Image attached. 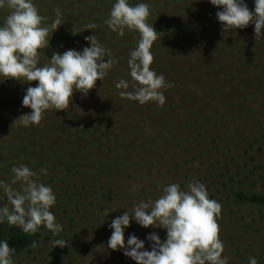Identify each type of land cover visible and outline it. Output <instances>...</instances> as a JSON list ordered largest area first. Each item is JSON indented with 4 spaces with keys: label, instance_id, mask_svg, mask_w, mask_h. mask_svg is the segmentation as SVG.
Instances as JSON below:
<instances>
[{
    "label": "rangeland",
    "instance_id": "rangeland-1",
    "mask_svg": "<svg viewBox=\"0 0 264 264\" xmlns=\"http://www.w3.org/2000/svg\"><path fill=\"white\" fill-rule=\"evenodd\" d=\"M188 1L174 0L165 6V0H143L150 5L147 22L158 33L151 49V68L173 85L164 91L166 102L161 107L122 98L119 92L124 90L115 87L125 79L130 84L127 91H132L127 61L139 40L137 32L126 29L120 36L105 24L115 0H33L46 10L61 9L69 35L57 29L52 37L66 51H78L80 45L90 47L85 38L95 34L117 62L87 96L72 97L66 110H48L36 126L14 122L31 111L22 106V100L27 87L38 82L0 80V180L10 182L11 168L21 164L37 173L47 169L48 175H40L39 180L55 193L56 203L50 210L59 213L55 217L63 226L56 236L42 229L40 242L13 259L14 264H136L122 251L107 247L112 220L104 218L94 195L103 203L114 197L111 185L95 188L103 184L104 177L98 166L111 165L114 171L105 177L121 189L117 207L122 215L125 211L131 215L140 201L158 199L169 183L186 190L188 183L201 176L210 177L204 184L210 199L228 194L226 189L217 194L212 180L225 182L232 177L236 187L264 193V40L256 41L251 23L223 32L216 18L219 9L209 2L202 9L192 7ZM129 2L135 5L141 0ZM245 3L254 11V0ZM0 11L8 14L6 9ZM93 23L95 29H86ZM52 49L49 42L41 50L40 66L48 63ZM144 120L149 126L141 125ZM40 132V138H35ZM103 148L105 157H99L96 170L87 175L84 167L91 160L85 155L91 151L101 156ZM161 151L169 159L159 164L154 157ZM186 174L190 181L183 178ZM224 200L230 208L240 209L231 199ZM67 201L81 204L83 212ZM5 203L6 197L0 193V206ZM240 211L233 215L221 208L216 217L224 244L222 255L229 258V264H248L249 257L259 261L264 250V208L245 206ZM247 228L253 232L247 233ZM153 232L166 239L164 229H145L133 220L125 229V243L135 234L150 251L146 237ZM250 237L255 244L250 241L246 246ZM55 239L66 240L67 245L55 247Z\"/></svg>",
    "mask_w": 264,
    "mask_h": 264
},
{
    "label": "clouds",
    "instance_id": "clouds-1",
    "mask_svg": "<svg viewBox=\"0 0 264 264\" xmlns=\"http://www.w3.org/2000/svg\"><path fill=\"white\" fill-rule=\"evenodd\" d=\"M208 2L219 9L216 18L223 32L243 29L251 23L256 41L264 40V0H254V11L249 10L245 0ZM0 9L8 13L0 23V80L11 79L21 84L38 82L35 87H27L22 100V106L31 111L14 123L36 126L48 110L68 109L74 91L87 96L117 62L93 34L85 38L90 47L82 51L69 49L63 54L54 52L48 63L40 66V56L44 54L41 50L49 47V34L52 37L63 24L61 9H55V18L50 24L45 23L46 18L39 14L33 0H0ZM149 16L150 5L143 0L135 5L129 0H115L105 24L120 36H124L126 29L139 34L127 61L132 91H127L129 81L121 79L115 84L116 89L124 90L119 95L140 105L154 102L162 107L166 102L164 91L173 85L151 68L154 59L151 49L158 33L147 22ZM95 28L94 23L86 26V29ZM11 174L10 182L0 180V193L7 200L0 206V224L7 222L25 234H35L43 226L53 236L59 235L63 226L50 210L56 203V195L51 186L39 180L40 175H48L47 169L37 173L21 164L13 166ZM17 184L19 188L13 187ZM220 212L219 202L209 198L206 186L198 180L188 183L186 190L178 183H169L155 201H140L131 215L125 211L112 220L107 247L122 251L136 264H229V258L222 255L224 244L216 222ZM104 215L109 216V212L106 210ZM133 220L145 229H164L166 239L150 233L146 237L150 251L146 250L145 241L135 234L125 243V229ZM52 243L61 248L67 245L63 239ZM14 254L15 249L8 241L0 240V264H14ZM249 264H258L257 258L249 257Z\"/></svg>",
    "mask_w": 264,
    "mask_h": 264
},
{
    "label": "trees",
    "instance_id": "trees-1",
    "mask_svg": "<svg viewBox=\"0 0 264 264\" xmlns=\"http://www.w3.org/2000/svg\"><path fill=\"white\" fill-rule=\"evenodd\" d=\"M165 1H166L165 6H167V5H172V2L174 0H165ZM176 1L183 2V0H176ZM207 2H208V0H189L188 1V3L192 7H196L197 6V7H200L201 9L206 6ZM36 6L38 7L39 10L42 9V11H40L39 14L42 17L46 18L45 23L50 24L52 22V20L55 18V9L52 7L49 10H46V9L42 8L41 6H39V5H36ZM5 16L6 15L3 14L0 11V23L3 22V19H4ZM67 27H68V24L66 22H63V24L58 28L60 31H62L64 36L69 35V32L65 31V28H67ZM49 39H50L51 47L53 48L52 49V54L54 52H59L60 54H63V52L66 51L64 46H63V44L59 43L60 41L57 42L56 38L54 39L53 37H51V33L49 34ZM77 45L79 46V44H77ZM79 47H80V49L78 51H82L83 50V46L80 45ZM74 92H76V91H74ZM79 93L80 92H77L75 95H73V98L77 97ZM85 120H87V119L85 118ZM142 122H143L141 124L142 126L148 125V123H146L145 120L142 121ZM92 123H93V125L96 126V124H94V122H92ZM155 125L157 126V123ZM158 130H159V133H161L160 129H158ZM40 135H41V132L35 138H40ZM153 148L154 147H151L150 150L153 151ZM85 157L91 160V163H90L91 165H89L88 167H84V169H86L87 175H88V171H89V174H92L96 170V166L97 165L95 163L98 162V160H100L99 157L100 158L101 157H105V150H104V148L102 149L101 156H98L94 152L90 151V152H88L85 155ZM131 157L134 158L136 156L131 155ZM154 159H155V161L157 163L160 164L163 161H168L169 154L164 152V151H161L159 155L154 157ZM127 160L129 161L130 159L124 158V161L127 162ZM201 162H205V161H201ZM57 167L60 168L59 166H57ZM98 167L100 168V170H101L102 174L104 175V177H102L103 184L96 185L95 188L102 187V189H105V188H107L108 185H111L110 190L113 193V197L114 198L111 201H108L107 203H103L102 200L99 198L98 194H95L94 196L98 197L97 201L99 202L100 211L102 212V215L104 216V218L108 222H110L111 220H113V219L117 218L118 216L122 215L121 211H118V207H117V198L122 195L121 192H120L121 189H119L117 186H114V185H116V181L110 182V180L105 177V175L108 174V173H114V171L112 170L111 165H109V166L108 165H104V166H98ZM203 170H204V168L201 170L202 174H204ZM180 177H182V175ZM183 178L186 179L187 181L191 180V178L187 174ZM209 178L210 177H206L205 178V177L201 176V177H198L197 179H193V180H198L199 182H201L203 184H206V182L208 181ZM234 179L235 178L232 177V178H230L229 181H225V182H222L221 179L212 180V182L210 184L213 185V186H217L215 189H213V190L216 191L217 194H219V195L224 194L225 189L228 190V194H227L226 197H221V198H218L216 195H213L211 197V199H214L217 202H219V204L221 205V208L223 210H225L226 212H230L233 215H235L237 213H241V211H240L241 207L243 208L245 206H258V207L264 208V193H257V192H253V191H250V190H245V189H243L241 187L238 188V187L235 186L237 184L235 183ZM218 185H223V186L220 187ZM95 188L93 189L94 192H95ZM224 199H231L235 203V205L238 208H240V209L239 210H235V209H233V207H231L232 208L231 209ZM66 203L71 205V207L72 206H76V207L78 206L79 209L83 212V206H80L81 204L77 203L78 204L77 205L73 201H67ZM84 209H86V208H84ZM106 210L109 212V216L104 215ZM57 215H59V213L57 211H55L54 216H57ZM243 218L248 220L247 216H244ZM259 220L260 219H255V222L258 223ZM262 225L264 226V222L262 223ZM42 229H44L43 226H41L39 231H37L35 234H25L19 227H17V226H9L7 224V222H5L3 224H0V240H7L8 243H9V246L11 248L15 249V254L13 256V259H15V258H18L20 255H22L24 252H26L28 250H31V248L34 247L33 245L36 246L40 242V238H41V235H42V231H41ZM252 232H253L252 230L247 228V233L251 234ZM247 240L248 241H247L246 246L249 245L250 241L252 243H254L252 241L251 237L247 238ZM237 259H239L238 256H237ZM262 261H264V250H263L261 259L258 261V264L263 263ZM236 262H237V260H236ZM244 264H246V263H244Z\"/></svg>",
    "mask_w": 264,
    "mask_h": 264
}]
</instances>
